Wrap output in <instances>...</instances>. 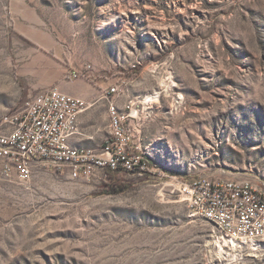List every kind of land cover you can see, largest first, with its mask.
<instances>
[{
	"label": "rangeland",
	"instance_id": "obj_1",
	"mask_svg": "<svg viewBox=\"0 0 264 264\" xmlns=\"http://www.w3.org/2000/svg\"><path fill=\"white\" fill-rule=\"evenodd\" d=\"M57 68L118 86L153 165L117 194L101 169L0 177V264H264V240L233 244L179 190L264 191V0H0V116Z\"/></svg>",
	"mask_w": 264,
	"mask_h": 264
},
{
	"label": "built area",
	"instance_id": "obj_2",
	"mask_svg": "<svg viewBox=\"0 0 264 264\" xmlns=\"http://www.w3.org/2000/svg\"><path fill=\"white\" fill-rule=\"evenodd\" d=\"M92 66H87L90 74ZM83 75L73 69V79ZM118 86L105 91L110 118L109 137L101 149L79 151L68 144L78 132L77 119L88 101L53 87L31 96L20 110L0 116V177L17 174L20 180H30L37 168L53 172H68L72 177H92L98 170L149 169L140 145L134 143L137 127L133 105L121 107ZM193 215L213 223L223 237L243 244L264 240V193L245 187L244 181L230 185L229 180L203 185L183 183L180 188Z\"/></svg>",
	"mask_w": 264,
	"mask_h": 264
},
{
	"label": "crops",
	"instance_id": "obj_3",
	"mask_svg": "<svg viewBox=\"0 0 264 264\" xmlns=\"http://www.w3.org/2000/svg\"><path fill=\"white\" fill-rule=\"evenodd\" d=\"M75 67L72 65L70 68ZM65 70L61 68L52 70L48 75L50 80L43 85L44 88L41 90L55 87L62 92L88 101V107L82 109L78 115V132L68 139V144L75 148L99 151L110 134L109 104L104 95L107 86L98 80L88 78L75 80L71 72L68 78L67 70Z\"/></svg>",
	"mask_w": 264,
	"mask_h": 264
},
{
	"label": "trees",
	"instance_id": "obj_4",
	"mask_svg": "<svg viewBox=\"0 0 264 264\" xmlns=\"http://www.w3.org/2000/svg\"><path fill=\"white\" fill-rule=\"evenodd\" d=\"M134 73H137V70L133 71ZM146 157V161L149 163V165H153V162L151 161L148 156L144 155ZM134 172V173H140L138 170H127L125 168L119 167L118 169H106V173L109 175V182L106 183V193L109 194H117L119 192H122L125 190L126 187L123 186L124 183H121L118 181V172Z\"/></svg>",
	"mask_w": 264,
	"mask_h": 264
},
{
	"label": "bare ground",
	"instance_id": "obj_5",
	"mask_svg": "<svg viewBox=\"0 0 264 264\" xmlns=\"http://www.w3.org/2000/svg\"><path fill=\"white\" fill-rule=\"evenodd\" d=\"M88 107V103H84V108ZM110 126H112V118H111V122H110ZM75 150H79V151H89V150H93V149H86V148H75ZM140 152L142 153V155L144 156L145 153L143 151H141V147H140ZM209 182H217V181H211L209 180ZM230 185H238V181H229ZM190 185H203V178L197 179L195 181H193ZM245 187L248 189H253L256 193H264L263 190H261L260 188H258L257 186H254L251 183L245 182ZM233 244H236L237 242L234 240H230ZM255 244V243H254Z\"/></svg>",
	"mask_w": 264,
	"mask_h": 264
}]
</instances>
